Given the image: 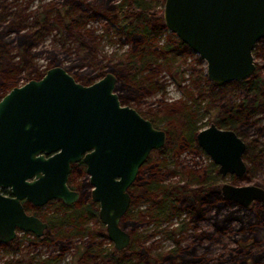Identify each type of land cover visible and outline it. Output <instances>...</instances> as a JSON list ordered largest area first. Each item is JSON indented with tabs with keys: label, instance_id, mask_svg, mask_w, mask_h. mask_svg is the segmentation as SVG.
I'll list each match as a JSON object with an SVG mask.
<instances>
[{
	"label": "water",
	"instance_id": "95a60500",
	"mask_svg": "<svg viewBox=\"0 0 264 264\" xmlns=\"http://www.w3.org/2000/svg\"><path fill=\"white\" fill-rule=\"evenodd\" d=\"M162 20L205 63L210 82H240L255 71L252 51L264 38V0H164ZM116 83L106 72L84 85L58 65L0 98V244L13 241L18 231L44 234L47 222L27 214L21 201L71 205L79 193L68 187V174L71 164L82 161L109 240L116 250L128 247L131 235L120 223L131 202L129 188L167 134L121 104ZM195 140L220 175L247 172L246 144L234 131L211 123ZM219 191L243 209L264 201V188L257 185L224 183Z\"/></svg>",
	"mask_w": 264,
	"mask_h": 264
},
{
	"label": "trees",
	"instance_id": "16d2710c",
	"mask_svg": "<svg viewBox=\"0 0 264 264\" xmlns=\"http://www.w3.org/2000/svg\"><path fill=\"white\" fill-rule=\"evenodd\" d=\"M53 7L52 5L44 7L36 13L34 23L27 26L28 30L24 32L21 30L23 26H20L22 21L15 16L9 22L0 25V88L9 90L13 87L9 86L13 83L10 81L12 78L9 74L18 72L27 62H32L35 54L31 53L30 49L37 45L52 28L72 32L80 37V30L85 28L89 20L95 17L107 19L114 23L116 32L119 34L117 39L123 37L124 41L130 44V51L107 58L104 65L105 72H111L117 77L115 89L118 91L121 104L140 101L147 95L163 92L164 83L154 75L155 68L160 66L167 69L171 80L182 89L188 101V104L183 102L185 105L172 104L162 114L158 113L159 109L150 118L146 117L154 127L166 132L167 139L162 148L150 152L140 167L138 176L129 189L132 197L131 204L121 219V227L125 229L131 224L135 228L139 224L137 221L130 220V218L134 219V214H131L130 210L139 200L138 193L142 196L148 193L147 198L151 205L156 208V212L165 213V219L186 211L195 223L201 219L208 220L213 227V232H223L233 220L241 223L246 209L223 199L219 190L212 188L217 175V166L214 163L210 162L201 170L176 172L174 169H167L172 176H179L180 180L176 182L163 183L158 177L160 172L166 171L167 157L179 153L183 146L192 144L194 148L201 150L195 140L198 127L190 111L192 106L199 107L201 103H204L203 108L215 112L213 123L218 127L231 129L238 135L241 134V127L248 119L264 116V74L262 73L264 46L258 51H256L258 42L254 46L252 53L258 52L262 61L260 64L256 63L255 71L250 77L238 82L241 97L236 101L223 102L220 101L221 90L227 84L216 85L210 82L204 67L200 66L203 61L196 57L184 43L176 37L168 36L162 43L156 44L158 36L166 30L162 20L163 1L158 4L157 0H64L62 6L56 8L51 17ZM12 32L15 33L17 56L9 53L11 39L7 37ZM88 54L89 50H86L80 57V63L84 65L81 67L82 78L79 80L73 76L83 84H89L94 80L87 72ZM55 55L56 53L52 54L50 51L47 53V68L59 64V59ZM189 57L196 58L192 60V63L191 61L187 63ZM34 70L31 68L27 74L31 75ZM187 72L188 75L185 76ZM102 74L105 73L97 74V78ZM38 76L41 75L38 74ZM188 80L189 83L185 84L184 82ZM261 135L264 136V131ZM260 144L263 146L260 154L264 156V140ZM145 172L147 176L143 177ZM247 178H249L248 173L240 179ZM70 180H77L76 189H87V199L82 198L79 203H75L70 208H64L62 203H58L57 209L61 210L60 215L45 216L48 228L44 236L50 242L61 241L64 235L59 238V233L52 231H57L64 226H71L80 235L104 234L102 225L98 228L100 226H98L100 223L97 215L98 207L89 198L90 185L81 164L73 167ZM80 192L84 197V192L81 190ZM262 208L264 211V204ZM256 211L258 217L264 218L259 215L260 208ZM29 212L34 215L42 214L41 208L37 207L31 208ZM86 224L95 228H85ZM132 241H135L134 237ZM0 246H8L12 252L20 251V245L16 240L6 245L0 244ZM109 255H107L108 258H110ZM105 258L102 256L100 264H110ZM127 258L135 260L134 264H175L176 261L187 264L183 251H169L159 257L135 244L122 251H116L114 264H123ZM4 263L49 264L46 260H36L35 256L27 260H21L19 257L6 259Z\"/></svg>",
	"mask_w": 264,
	"mask_h": 264
},
{
	"label": "rangeland",
	"instance_id": "374dc122",
	"mask_svg": "<svg viewBox=\"0 0 264 264\" xmlns=\"http://www.w3.org/2000/svg\"><path fill=\"white\" fill-rule=\"evenodd\" d=\"M157 1L159 4L164 0ZM63 3L64 0H0V25L16 17L22 21L20 26H23L21 30L24 32L28 30L27 26L34 23L35 17H37L36 13L44 7L54 6L52 17L56 8L61 7ZM116 31L114 23L102 17L89 20L85 28L80 30V37L72 32L52 28L48 34L39 40L40 42L37 45L30 49V52L35 54L32 62H27L23 69L18 72L9 74V77L12 78L10 81H13V83H9V86H20L47 67L48 59L46 57L49 51L52 54L56 53L55 57L59 59V66L80 80L82 78L81 67L84 66L80 63V57L86 50H89L86 58L89 63L87 72L94 80H98L100 77L97 78V74L106 73L104 65L107 58L130 51V44L125 42L123 37L117 39L119 34ZM168 36L175 37L173 33L165 30L163 34L158 36L156 44L162 43ZM14 37V32L8 34L7 38L11 39L9 53L17 56L18 49ZM257 44L256 51L264 46V38L258 41ZM253 57L255 64H260L262 59L259 53L255 52ZM195 58L189 57L187 63L190 61L192 63ZM200 66L205 69L206 65L203 63ZM31 68L35 70L32 71L31 75H28L27 72ZM262 73L264 74V68ZM154 75L164 83L165 89L163 92H155L143 97L140 101H130L128 104L123 105H128L143 117L150 118L159 109L158 113L162 114L172 104H184L183 102L188 104L182 89L171 80L164 66L155 68ZM187 75L188 72L185 76ZM184 83H189V80ZM7 91L9 90L0 88V97ZM115 91L118 92L116 89ZM221 93L220 101L223 102L236 101L241 97L238 82L228 83L221 90ZM203 104L201 103L199 107L194 105L190 109L198 130L209 126L215 118L214 110L210 111L203 108ZM263 131L264 116L252 117L241 127V136L248 143L245 163L249 169V178L241 180L237 177L231 178L229 175L221 176L217 174L212 188L220 189L224 183L234 185L251 184L264 188V156L260 154V149L263 147L260 143L264 140V136L261 135ZM167 158L166 171L160 172L158 177L163 183L180 180L178 175L172 176L170 170L167 169H174L176 172L201 170L211 162L210 157L204 151L197 150L192 144L183 146L180 148L179 153L172 154ZM146 176L147 172L143 174V177ZM73 185L76 186L77 184L74 182ZM80 190L84 192V197H81L86 198L87 189L81 188ZM80 190L78 191L80 192ZM137 195L139 200L130 210V213L134 214V219L130 218V220L137 221L139 224L135 228L130 224L125 227V230L129 233L132 230L134 244L147 250L148 253L151 252L160 257L169 251H183L187 264H231V260H233L229 259L231 255L238 258V261L241 260L240 257H244L248 259L249 264H264V218L258 217L256 215L257 211L255 212L257 208H260L259 215L264 217L262 208L264 203L256 201L250 205L242 216L243 222L233 220L223 232H213L212 225L204 220L196 226H191L187 215L184 213L165 219V213L156 212V208L151 205L150 200L147 198L148 193L144 196L139 193ZM54 204L55 202H52L43 207L45 215L54 217L60 215V211L55 209ZM84 227H88V229L95 228L94 226L91 227L90 224H86ZM52 232L59 233V238L64 235L60 242H50L45 236L34 238L30 233L19 232L16 241L20 245V251L12 252L8 246H0V264H5L6 259H17L19 257L21 260H27L33 256L39 259L46 258L49 264H81L78 260L83 257L90 258L96 251L101 250L104 252L103 250H106L108 252L112 248V242L102 237V235L96 237L93 235H80L71 226H64ZM205 232L209 233V237H204ZM85 242L90 245H84ZM65 248H69V251L66 252ZM238 250L239 254L237 253ZM72 254L73 256H71ZM175 264H180V262L176 261Z\"/></svg>",
	"mask_w": 264,
	"mask_h": 264
},
{
	"label": "flooded vegetation",
	"instance_id": "af4514ba",
	"mask_svg": "<svg viewBox=\"0 0 264 264\" xmlns=\"http://www.w3.org/2000/svg\"><path fill=\"white\" fill-rule=\"evenodd\" d=\"M52 67V66H51ZM48 68H50V67H48ZM47 67H45L43 70H41L40 72H38V74L39 75H43L45 72H46V70L48 69ZM36 72V71H35ZM38 74H35L36 76H33V77H31V78H29L28 80H31V79H39L40 77L38 76ZM104 76V74H102L101 76H99L100 78H102ZM100 78H98V79H100ZM75 79V78H74ZM27 80V81H28ZM76 80V79H75ZM27 81H25L24 83H26ZM77 81V80H76ZM96 80H94V81H92L91 83H93V82H95ZM23 83V84H24ZM81 83V82H80ZM91 83H89V84H91ZM22 84V85H23ZM83 84V83H82ZM89 84H84V85H89ZM15 87V86H14ZM13 88V87H12ZM11 89V88H10ZM9 89V90H10ZM8 92V91H7ZM6 94V93H5ZM5 94H3V95H5ZM2 95V96H3ZM1 96V97H2ZM0 97V98H1ZM216 125V124H215ZM217 126V125H216ZM218 127V126H217ZM219 128H221V127H219ZM222 129H227V128H222ZM229 130H231V129H229ZM233 131V130H232ZM235 132V131H234ZM235 134L239 137V138H241L242 140H243V138H242V136H241V134H237L236 132H235ZM244 141V140H243ZM245 142V144H246V148H245V152H244V154H243V160H244V162H245V158H246V156H245V154H246V152L248 151V143L246 142V141H244ZM213 163V162H212ZM79 164H81L82 166H83V169H84V171H85V165H84V163L82 162V161H79V162H77V163H74V164H71V166H70V172H69V174H68V179H67V185H68V187L71 189V190H74V191H77L78 193H79V198L75 201V202H73L71 205H65L64 203H62L61 201H59V200H56V199H54V200H51V201H49L46 205H48V204H50V203H52V202H55V209H57V204L58 203H62V205L64 206V208H70L72 205H74L75 203H79L81 200H82V197H81V194H80V192L78 191V189H76V186H74L73 185V183L75 182V183H77V180H70V176L72 175V169H73V167L74 166H76V165H78L79 166ZM246 164V163H245ZM217 166V165H216ZM246 173H249V169H248V166H247V172ZM245 173V174H246ZM217 174H219V172H218V167H217ZM244 174V175H245ZM243 175V176H244ZM85 176H86V178H87V181H88V176L86 175V173H85ZM222 176V175H221ZM227 176V175H226ZM229 176H233V177H236V176H234V175H229ZM242 176V177H243ZM238 178V177H237ZM239 178H241V177H239ZM88 183H89V181H88ZM90 185V184H89ZM130 189V188H129ZM90 190H91V186H90ZM90 190H89V198H90ZM219 190V189H218ZM220 192V191H219ZM2 193L4 194V195H7V196H9L10 195V191L8 190V189H3L2 190ZM131 196V195H130ZM222 197V196H221ZM132 198V197H131ZM223 198V197H222ZM224 199V198H223ZM90 200H91V198H90ZM91 202L92 203H94V204H96L97 205V207H98V203H96V202H93L92 200H91ZM254 202H256V201H254ZM253 202V203H254ZM259 202H262V203H264V201H259ZM21 203H22V205H23V208H24V210H25V212L27 213V214H29V215H34V214H32L31 212H29V210L31 209V208H33V209H36V206H33L31 203H29V202H27L26 200H22L21 201ZM252 203V204H253ZM130 204H131V202H130ZM234 204V203H233ZM251 204V205H252ZM33 207H32V206ZM236 205V204H235ZM35 207V208H34ZM43 207H45V205L44 206H41V207H37V208H41V211H42V214L44 215H42V214H36V215H34V216H37V217H39L40 219H42V220H44L45 221V214H44V210H43ZM129 207H130V205H129ZM240 207V206H239ZM58 210V209H57ZM59 211V210H58ZM61 211V210H60ZM98 212V211H97ZM186 214L187 215V218H188V222L191 224V226H196V224H198V223H200L201 221H203L204 219H201V220H198V222H194L193 220H191V216H190V214L189 213H187L186 211H184V212H182L181 214ZM181 214H179V215H181ZM178 215V214H177ZM177 215H174V216H177ZM99 219V218H98ZM205 222H207V223H209L210 225H211V223L208 221V220H204ZM99 222H100V220H99ZM100 225V226H99ZM101 225H102V230L104 231V234H101V233H99V234H92L93 236H101L102 235V237H104V238H107L108 240H109V238H108V236H107V233H106V230H105V227H104V225L100 222V223H98V228H100L101 227ZM92 227V226H91ZM184 226L182 225V228H183ZM47 228H48V224H47ZM47 228H46V230H47ZM46 230L44 231V234L42 235V236H44L45 235V233H46ZM20 231H18V233H19ZM18 233H17V235H18ZM132 233L133 232H131L130 233V235H131V241H130V244L128 245V247L130 246V245H133L134 244V242L135 241H132L133 240V235H132ZM206 234H205V236L204 237H209V233H207V232H205ZM17 235H16V237H17ZM31 235H33V234H31ZM33 237L34 238H38V237H36V236H34L33 235ZM203 237V236H202ZM14 240H16V238L14 239ZM13 240V241H14ZM109 241H111V240H109ZM112 242V241H111ZM6 245V244H5ZM84 245H90V244H88L87 242H85L84 243ZM111 245H112V248H111V250L110 251H106V250H103L104 252H102L101 250L100 251H96L95 252V254L93 253L92 254V257H90V258H85V257H83L82 259H80V260H78V262H81V264H85L86 262H88L89 264H100V262L102 261V256H105L106 258V260L110 263V264H114L115 262V255H116V251H122V250H116L115 248H114V246H113V242L111 243ZM86 247V246H85ZM127 248V247H126ZM125 248V249H126ZM66 249V250H65ZM65 249H63V250H65L66 252H68L69 251V248L67 249V248H65ZM241 249V248H240ZM239 249V250H240ZM124 250V249H123ZM239 250L237 251V253L239 252ZM86 251H88V250H86ZM150 254H152L151 252H149ZM108 254H110L109 256H110V258H108L107 257V255ZM239 254V253H238ZM156 255V254H155ZM237 255V254H236ZM71 256H73V254L71 255ZM238 256V255H237ZM35 259L36 260H38L39 258H36L35 257ZM96 259H98V260H96ZM229 259H233V260H231V264H249V262H248V259H245L244 257H240V261H238V258H235L233 255H231V257L229 258ZM41 260H46L47 261V259L45 258V259H41ZM94 260H96V261H94ZM127 261H125L123 264H127V263H130V264H134V261L135 260H132V259H129V258H127L126 259ZM261 260V259H260ZM90 261H94V262H90ZM48 262V261H47ZM49 263V262H48Z\"/></svg>",
	"mask_w": 264,
	"mask_h": 264
}]
</instances>
